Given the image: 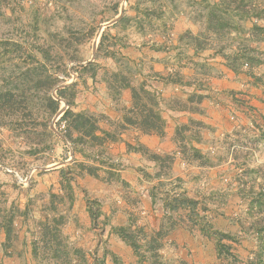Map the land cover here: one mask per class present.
Wrapping results in <instances>:
<instances>
[{"label": "rangeland", "instance_id": "rangeland-1", "mask_svg": "<svg viewBox=\"0 0 264 264\" xmlns=\"http://www.w3.org/2000/svg\"><path fill=\"white\" fill-rule=\"evenodd\" d=\"M117 3L118 13L114 15L112 9ZM136 3L137 0H0V77L7 76L16 68V63L24 66L29 61L26 50L31 45L60 44L63 50L59 56L54 55L50 62L62 64L58 74L67 76V80L60 84H70L77 80L78 85H81L82 81L78 79L75 70L91 58L93 43L96 42L98 47L103 32L106 39L99 53L97 76L101 78L105 69H116L122 62H126L134 70L130 63L134 60L123 57L122 48H139L136 44L146 42L141 36L143 31H151L156 24L169 22L176 26L175 23H178V16L172 17L168 6H161L164 10L161 16L151 15L148 20L144 17L143 8L157 6V3L151 4L141 0L137 13L133 8ZM124 11L129 18L127 21L118 22V19L113 24L105 25ZM93 26L95 32L90 36ZM11 42H19L23 49L15 47ZM260 48L264 52V44H261ZM55 51L56 48H53V54ZM110 53H113V57ZM68 56H74L75 60L69 59ZM262 56L264 58V53ZM211 57V54L202 56L203 59ZM116 58L119 59L118 63ZM199 61V64L204 65L217 62ZM186 62L188 63L187 60ZM210 67L212 65H205L201 70L212 74ZM192 69L194 70V66L189 64L185 70L190 72ZM263 70L264 64L254 71ZM68 71L76 76L75 80H72ZM214 73V78L219 76L218 72ZM247 79L244 74H240V77L234 80L245 90L230 93H237L238 97L222 94L225 100L223 117L226 125L219 122L216 126L210 124L212 129H202L203 142L196 144L203 152H208L209 157L217 164L199 167L196 162L180 163L177 157L173 164L172 176L164 180L163 193L184 192L197 200L196 215H189L183 209L165 211L159 196L155 207H152L155 210V219L149 221V215L145 221L141 220L147 231L156 228L161 220L169 227L163 248L167 259L180 257L191 264H228L225 259L216 256L214 237L206 236L200 231L201 226L205 224L210 231L217 230L234 237L231 240L225 239V242L232 244V249L238 256L237 264H247L254 256L258 245L256 235L245 229L247 221L244 218L248 217V214L243 208L247 199L243 200L238 195L236 177L242 171L264 165V139L258 138L261 130L259 127L264 125V86L251 85L245 81ZM207 82L200 81L196 85L200 88L204 85L208 87L210 85ZM185 86L183 90L188 89V86ZM255 101L262 106L254 105ZM203 102L208 103L206 99ZM65 106L62 101L59 109H65ZM168 117L170 122H173V118L169 115ZM53 119L54 117L50 126L54 123V128L62 135L58 123ZM56 136L50 149L30 154L28 146L13 140L8 129H0V164L13 167L23 174L31 173L27 187H22L12 175L0 172V206H28L29 209L26 221L22 218L17 220L18 237L7 249L11 252L10 255L3 253L1 244L4 233L0 229V264H47L39 258L34 259L30 251L31 239L36 233L34 219L41 217L40 205L47 203L49 191L58 190L59 170L66 166L75 170L72 180L75 199L71 208L66 201L57 203L56 206L65 213L67 221L63 232L70 246L82 248L90 264H113L109 254L104 256L105 249L117 254L123 264H145L139 263L131 248L111 231V226L121 223L125 217L122 194L137 193L122 180V170L129 165L123 163L121 154L105 152L98 157L100 159H93L92 155L83 152L79 147L73 150L64 137L57 134ZM230 148L240 152L232 155ZM219 157L221 160L218 162ZM83 160L88 161L85 164L96 166L98 177L88 175L84 171L80 175L78 164ZM142 164L148 172L153 173L151 161L144 160ZM133 176L130 175L131 178ZM250 176L254 180V189L257 190L262 179L257 173H251ZM133 180L132 186L139 190L142 181L134 178ZM86 198L97 203L99 201L100 214L94 220L87 211Z\"/></svg>", "mask_w": 264, "mask_h": 264}, {"label": "trees", "instance_id": "trees-1", "mask_svg": "<svg viewBox=\"0 0 264 264\" xmlns=\"http://www.w3.org/2000/svg\"><path fill=\"white\" fill-rule=\"evenodd\" d=\"M139 1L134 9H139ZM157 6L150 5L143 8L144 17L161 16L164 10L161 6L169 7L172 17L183 16L196 30L186 28L179 34V40L192 47L196 53L205 50L212 51L214 56L221 58L222 63L235 75L244 74L248 82L254 86H264V70H254L264 64V0H143ZM118 13V3L112 9ZM125 11L118 22L127 21ZM141 21V20H140ZM95 27H91L90 36ZM106 34L100 36L94 60L80 64L75 70L82 83L86 78L95 80L99 68L98 58L104 46ZM10 44L23 49L19 42ZM56 48L55 54L52 49ZM63 47L60 44L45 46L31 45L27 51L29 61L20 66L18 63L7 76L0 77V129H8L13 140L28 146V153L50 149L56 134L50 128L52 118L64 101L66 107L60 117L65 122L62 136L71 144L73 150L79 147L83 152L92 155L93 159L105 153L106 144L117 141L120 133L127 127H135L142 134H165L166 121L160 113V103L156 94L150 90L145 82L134 83V70L126 63L118 64L113 70L105 69L100 80L105 83L112 101L121 103L122 117L120 121L112 122L108 129L100 126L102 114L88 111H76L75 97L78 92V82L74 81L64 87L58 73L62 64H51L54 55H60ZM65 53V48H64ZM113 57V53L109 54ZM75 60L74 56H68ZM118 63L119 59H115ZM204 64H200L201 67ZM63 71L67 72L63 69ZM210 71H212L210 67ZM202 75L210 72L201 70ZM175 79V78H173ZM129 88L130 104L123 102L122 90ZM55 90L56 97L53 92ZM207 95L190 92L185 97H173L167 102L171 108L203 115L205 108L203 101ZM244 129V127H242ZM258 138L264 139V125ZM202 129H212L210 124L188 117L186 122L179 123L174 128L172 142L173 150L157 152L139 142L128 143L127 150L139 152L145 160L152 162L153 173L148 172L144 165L139 169L147 181L156 180L150 184L148 195L152 207H155L160 196L165 211L186 210L194 215L197 200L183 193L164 192V180L172 176L173 164L176 158L181 162H196L199 167L214 166L217 162L203 152L196 144L203 142ZM231 149V148H230ZM239 150L231 149L230 154L236 155ZM88 156V155H86ZM219 157L217 161L219 162ZM79 171L98 177L96 166L80 162ZM77 172V171H76ZM59 188L56 192L49 191L47 203L40 205L41 217L34 219L36 233L31 239V254L34 259H41L47 264H90L84 250L78 246H70L63 232L67 219L64 211L57 209V203L66 201L72 207L75 192L72 185L74 173L72 167L66 166L59 170ZM251 173H257L262 179L257 190ZM237 192L241 199L246 200L244 210L248 217L245 229L256 235L257 249L247 264H264V165L242 171L236 177ZM162 195V196H161ZM250 197V198H249ZM122 200L130 209H124L125 220L112 225L111 231L128 245L139 263L145 264H191L189 261L177 257L167 259L163 254L164 237L169 227L161 221L156 228L147 231L141 222L142 202L138 194H122ZM87 211L92 220L100 214L99 201L86 198ZM153 209V208H152ZM196 215V214H195ZM29 216L28 206L20 208L15 205L5 208L0 206V229L4 233L2 250L5 255L18 237L16 223L19 218ZM244 225V222L241 221ZM200 231L209 237H214V248L219 259H225L228 264H237L238 256L232 249V244L225 239L234 237L217 230L210 231L205 224ZM110 255L113 264H123L119 256L104 250V256ZM94 264V263H91Z\"/></svg>", "mask_w": 264, "mask_h": 264}, {"label": "crops", "instance_id": "crops-1", "mask_svg": "<svg viewBox=\"0 0 264 264\" xmlns=\"http://www.w3.org/2000/svg\"><path fill=\"white\" fill-rule=\"evenodd\" d=\"M177 20L178 23H175L176 26L168 22L156 24L155 28H152L151 31H143L141 36L146 42H142L141 45L136 44L139 48H122V56L134 60L130 61L134 67V83L145 82L146 86L152 90L159 99L160 113L166 121L165 134L166 131H168V134H164L161 137L155 134H142L135 127H127L120 133L117 141L109 142L106 144L105 148V152L108 154H121L123 163L129 165L125 166L122 170V180L128 183L127 185L129 187L135 189L137 191L136 194H140L144 210L141 213V219L143 221H145V218H149V215V221L155 219V210L152 209L148 188L150 184L155 183L156 180L147 181L143 177L138 168L143 166L142 162H144L145 159L139 152L128 151L127 144L139 142L157 152L173 150L174 145L172 138L174 128L177 124L186 122L188 117L191 116L203 120L212 126L218 125L219 122L226 125V120L223 117L225 113L223 106L225 100L222 98V94H230L236 90L245 91L241 88V85L236 84L234 81L240 77V74L235 75L230 69L226 68L220 57L214 56L210 50L196 53L192 47L179 40V34L183 30L186 28L194 30L195 27L189 21H186L183 16L176 17V21ZM208 54H211L213 57L210 59L202 58L203 55ZM199 60L217 61L216 63H209L212 65V74L210 73L207 76L202 75L199 64L201 62ZM189 64L192 67L194 66V70L192 69L189 70L190 72H187L185 69L188 68ZM209 64L206 63L205 65ZM214 72H218L219 76L214 78ZM200 81H208L207 83L210 86L206 87L207 85H204L205 88H200L196 85V83ZM245 81H248V79ZM185 85L190 89L183 90L186 88ZM246 86H248V84H246ZM77 88L78 92L75 97L74 110L102 114L104 116L102 119L103 121L101 120L99 124L105 129H108L112 122L121 120V103L110 99L106 85L100 80V77L96 75L95 80L87 77L86 82L77 85ZM193 91L207 95L206 100L208 103H202L205 108V113L203 115L176 110L167 105L170 98L185 97L188 93ZM230 96L238 97V94H230ZM121 98L126 105L130 104L129 88L122 90ZM254 105L257 107L262 106L256 101ZM168 115L173 118V122H170ZM169 126L171 127L170 130ZM83 162L88 163L86 160H83ZM130 165H132L135 170L132 169ZM136 169H138V171H136ZM132 170H134V174H132ZM130 175H134V179L142 181L143 184L139 190L132 186L134 180ZM122 208L123 210L126 208L130 209L129 205H126L123 200ZM123 214L125 213L123 212ZM124 220L125 217L122 218V223Z\"/></svg>", "mask_w": 264, "mask_h": 264}, {"label": "built area", "instance_id": "built-area-1", "mask_svg": "<svg viewBox=\"0 0 264 264\" xmlns=\"http://www.w3.org/2000/svg\"><path fill=\"white\" fill-rule=\"evenodd\" d=\"M68 73H69V76L72 77V80L76 79L75 78L76 76L74 77L71 72L68 71ZM58 77L61 81L67 80V76H65L63 74L58 75ZM61 102H62V100L60 101V103ZM61 115H62V113L54 120L58 123L59 131H62L65 128V122L60 120ZM0 172H4V173H8V174L12 175L14 177V179L16 180V182L22 187H27V185L31 179V173L23 174V173L19 172L17 169L10 167V166H7V165H3V164H0Z\"/></svg>", "mask_w": 264, "mask_h": 264}, {"label": "water", "instance_id": "water-1", "mask_svg": "<svg viewBox=\"0 0 264 264\" xmlns=\"http://www.w3.org/2000/svg\"><path fill=\"white\" fill-rule=\"evenodd\" d=\"M122 10H123V7L121 8V12H122ZM121 12L113 19V20H111V21H109L108 23H106L105 25H110V24H113V23H115L119 18H120V16H121ZM102 29V27L100 28V30ZM100 30H99V32H100ZM99 34V33H98ZM98 34H97V36H98ZM96 48H97V43L96 42H94L93 43V48H92V55H91V58L87 61V62H89V61H92V60H94V57H95V52H96ZM69 83H64V84H60L59 85V87H64V86H66V85H68ZM53 95H54V97H56V94H55V92L53 93ZM65 104V103H64ZM63 111H64V109H59L58 110V112L55 114V116H54V119L53 120H55L61 113H63ZM50 128L52 129V131L54 132V133H56L57 135H59V136H62L55 128H54V123H52V125L50 126ZM63 137V136H62Z\"/></svg>", "mask_w": 264, "mask_h": 264}]
</instances>
